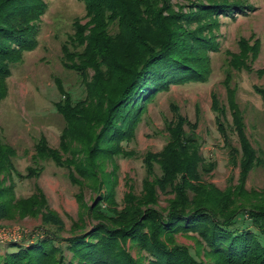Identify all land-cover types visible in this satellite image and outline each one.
Wrapping results in <instances>:
<instances>
[{
	"label": "trees",
	"instance_id": "obj_1",
	"mask_svg": "<svg viewBox=\"0 0 264 264\" xmlns=\"http://www.w3.org/2000/svg\"><path fill=\"white\" fill-rule=\"evenodd\" d=\"M78 1L83 3L92 27L85 35L87 26L74 23L77 38L70 42L84 44L75 53L81 62L75 63L74 54L67 53L71 62L64 60L63 64L84 81L87 68L94 69L91 81L84 82L86 96L75 101L59 84L64 96L56 109L66 125L58 146H50L40 135L32 155L35 167L28 166L27 173L20 174L11 159L13 149L0 138V172L10 179L12 172L21 178H38L45 162L66 169L69 181L79 187L75 197L91 222L63 237V220L49 207L38 185L31 195L20 198H16L14 183L0 187V219L18 213L20 217L39 215L41 220L34 239L5 241L0 264H201L189 249L173 243L177 233L187 232L201 237L206 251L215 256V264H264V190L248 192L243 183L260 158L246 135L235 89H229L227 95L231 123H223L225 107L215 95L212 106L230 161L241 168L243 179L236 190L221 191L202 180L201 173L213 169L215 162L206 161L200 152L197 122H190L172 104L164 146L144 154L140 191L125 192L121 205L114 198L115 159L134 155L124 143L134 138L147 104L171 85L206 82L211 73L207 51H216L218 45L213 36L202 33V28L208 23L215 26L216 15L245 12L251 5L235 0H199L197 11L174 13L166 0ZM45 10L44 0H0V101L7 94L11 66L19 62L23 52L38 45L39 21ZM206 19L207 23L193 31L176 23ZM239 46L229 66L251 71L259 44L255 41L250 45L242 38ZM257 73H264V69ZM254 90L264 104V87L254 86ZM232 135L237 136L239 147L231 145ZM108 163L110 171L105 170ZM85 187L94 191L89 205L84 202ZM160 193L172 197L166 207L157 209ZM239 213H244L249 223L237 220ZM128 239L140 246L143 258L134 259L128 253Z\"/></svg>",
	"mask_w": 264,
	"mask_h": 264
},
{
	"label": "rangeland",
	"instance_id": "obj_2",
	"mask_svg": "<svg viewBox=\"0 0 264 264\" xmlns=\"http://www.w3.org/2000/svg\"><path fill=\"white\" fill-rule=\"evenodd\" d=\"M44 1L46 10L39 21L38 45L32 51L23 52L19 62L11 66V74L6 78L7 94L0 101V138L6 146L13 149L14 155L11 159L20 174H26L28 166L35 167L32 155L34 144L40 135L46 138L50 146H58L59 135L66 125L63 115L56 109V103L64 96L60 86L70 93L73 100H83L86 96L84 82L91 81L95 73L94 69L88 67L84 81L75 71L63 64L64 60L71 62L67 53L74 54L72 59L75 63L81 62L75 53L77 54L84 44L80 46L70 40L77 38L73 29L76 21L87 26L83 32L85 35L92 27V24L88 23L83 3L78 0ZM166 1L170 6L169 11L187 13L190 10L197 11L195 6L199 0ZM235 1L251 6L245 8V12L216 15L215 26H211V23L202 26V33L213 36L218 45L216 51H207L211 68L208 80L204 83L171 85L168 91L158 93L147 104L146 111L135 128L134 138L124 143L126 149L134 152V155L115 159L117 184L114 198L117 204L121 205L125 192L130 189L140 191L145 176L144 154L148 151H160L164 146L167 140L165 125L172 117V104H175L179 113L190 122H197L195 133L201 140L200 152L206 161L215 162L213 169L201 173L202 180L212 183L221 191L239 187L243 179L241 168L230 161L229 150L217 129L212 106V95H215L225 107L226 120H223V123H231L227 100L229 89H235L234 99L243 114L246 135L260 158L258 166L249 170L243 182L244 189L248 192L250 189L264 190V104L254 90V86L264 87V73H257L258 69H264V0ZM208 21L179 20L176 23L180 22L177 24L185 30L193 31ZM242 38L250 45L255 41L259 44L258 55L251 64V71L237 70L229 66L232 54L239 53V40ZM116 89L117 86L114 90ZM230 143L239 147L236 135H232ZM44 165L45 168L38 178H21L12 172L10 179L4 177V172H0V187L14 183L16 198H20L31 195L38 185L44 192L49 207L63 220L64 227L60 231L63 237L69 236L75 227L80 229L86 224L87 228L91 220L85 217V210L75 197L79 187L69 181L66 169L56 167L52 162H45ZM111 169L112 165L108 163L105 170ZM90 183L92 182L88 184ZM93 194L94 191L84 188V202L87 205L91 204ZM170 197L172 195L160 193L156 208L166 207ZM240 219L249 223L244 213L238 214L237 220ZM40 225L39 215L20 217L18 213H14L12 217L0 219V229L21 231V239L32 240L34 236L37 237ZM162 239L165 241V238ZM5 241H8L7 238L0 241L1 255L6 250ZM173 243L189 249L201 264H215V256L206 251L205 243L197 233H177ZM125 248L134 259L143 258V250L130 239L126 240ZM67 253L69 254L68 251Z\"/></svg>",
	"mask_w": 264,
	"mask_h": 264
},
{
	"label": "built area",
	"instance_id": "obj_3",
	"mask_svg": "<svg viewBox=\"0 0 264 264\" xmlns=\"http://www.w3.org/2000/svg\"><path fill=\"white\" fill-rule=\"evenodd\" d=\"M22 232H15V230H6L4 228L0 229V241L7 238V240H19L21 239ZM16 235H18L16 237Z\"/></svg>",
	"mask_w": 264,
	"mask_h": 264
}]
</instances>
